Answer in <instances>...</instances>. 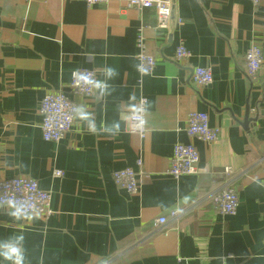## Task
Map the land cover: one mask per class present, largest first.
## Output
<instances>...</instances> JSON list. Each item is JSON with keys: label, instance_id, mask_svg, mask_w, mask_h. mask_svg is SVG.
I'll return each instance as SVG.
<instances>
[{"label": "crops", "instance_id": "1", "mask_svg": "<svg viewBox=\"0 0 264 264\" xmlns=\"http://www.w3.org/2000/svg\"><path fill=\"white\" fill-rule=\"evenodd\" d=\"M155 24L154 9L119 0H0V180L35 179L51 193L53 210L16 220L0 205V241L22 233L25 264H220L224 257L226 264H264V3L172 0L168 28ZM139 31L156 58L140 81ZM179 44L190 52L186 59L175 58ZM252 44L262 48V66L248 78ZM197 66L211 69L210 84L192 81ZM107 67L115 69L111 78ZM78 68L94 70L108 85L104 94L72 95ZM60 89L84 108L95 131L75 117L58 142L42 138L39 100ZM141 96L143 138L127 130ZM247 107L257 119L245 129ZM191 111L207 113L220 129L216 141L187 135ZM177 142L196 147L195 174L168 173ZM125 167L138 172L136 194L112 180ZM226 184L238 196L234 214L214 204ZM174 208L177 218L155 224Z\"/></svg>", "mask_w": 264, "mask_h": 264}, {"label": "built area", "instance_id": "2", "mask_svg": "<svg viewBox=\"0 0 264 264\" xmlns=\"http://www.w3.org/2000/svg\"><path fill=\"white\" fill-rule=\"evenodd\" d=\"M88 6L95 5L108 0H82ZM128 7H134L137 10L147 8L154 9L156 13L155 27L160 30L168 28V22L171 15L172 0H119ZM253 5L264 3V0H248ZM137 52L136 71L138 80L145 74L153 71L156 64V58L146 51L145 39L141 31L137 32L135 37ZM190 56V52L185 46L179 44L175 48L176 60H183ZM262 66V48L258 45H250L245 52V74L248 78L256 76ZM90 75L91 79L98 80L94 70L89 68H78L72 72L69 83L70 93L74 96H92L101 95L100 90L93 88L90 84L81 82L79 85L74 83L73 73ZM192 81L198 86L208 85L212 82V72L209 67H194L191 75ZM146 103L147 99L141 96L133 110L127 117V130L130 133L137 134L143 138L147 133L146 124ZM79 106L74 98L70 97L63 90H51L45 93L39 100L38 109L41 115L40 129L42 138L45 141L58 142L71 129L75 119L74 108ZM141 120L143 123H141ZM186 133L188 136L196 137L204 142H214L218 139L220 129L217 126H210L208 115L203 111H191L186 119ZM198 151L196 147L188 143L177 142L173 146L172 156L168 173L174 178L182 174H195L197 172ZM142 161L136 159V165L140 167ZM232 171L230 166L224 168V173L229 174ZM56 176L63 175V171L56 169L53 171ZM112 180L115 185L124 189L129 194H136L139 190L138 172L131 167H125L112 172ZM15 199L18 203H24L31 206V214H38L44 218L52 215L53 210L50 206L51 193L39 187L37 181L27 176H15L9 179L0 180V200L8 198ZM213 200L216 209L223 214H234L238 205V196L236 191L229 185H224L220 190L213 194ZM8 208L5 204H0ZM34 209V211H32ZM9 210V209H8ZM179 216L176 208L171 209L168 216H160L155 219V224L160 225L168 219H175ZM220 264H226V257L222 258Z\"/></svg>", "mask_w": 264, "mask_h": 264}, {"label": "clouds", "instance_id": "3", "mask_svg": "<svg viewBox=\"0 0 264 264\" xmlns=\"http://www.w3.org/2000/svg\"><path fill=\"white\" fill-rule=\"evenodd\" d=\"M75 80L74 83L79 85L81 82L85 84L92 85L93 88L99 89L101 94H104L108 85L105 81L93 80L90 75L73 73ZM104 75L106 78H111L115 75V69L111 67L105 68ZM75 116L81 120H86L88 122L89 131H95L92 121L89 119V114L84 110L82 106H77L74 108ZM141 123L143 121L141 120ZM118 130V125L114 126ZM0 204H5L8 209V215L13 219L19 220L22 218L31 219L32 214L29 211L31 206H27L24 203H18L13 198H8L5 200H0ZM34 211V209L32 210ZM177 211H180L177 209ZM24 235L18 234L9 239L0 241V264H25V251L23 247Z\"/></svg>", "mask_w": 264, "mask_h": 264}, {"label": "water", "instance_id": "4", "mask_svg": "<svg viewBox=\"0 0 264 264\" xmlns=\"http://www.w3.org/2000/svg\"><path fill=\"white\" fill-rule=\"evenodd\" d=\"M257 117L253 116V117H249V110L248 107L246 108V112H245V116L241 122L242 126L247 129L248 127H250L253 123L256 122Z\"/></svg>", "mask_w": 264, "mask_h": 264}, {"label": "rangeland", "instance_id": "5", "mask_svg": "<svg viewBox=\"0 0 264 264\" xmlns=\"http://www.w3.org/2000/svg\"><path fill=\"white\" fill-rule=\"evenodd\" d=\"M42 98V97H41ZM40 123H41V121H40Z\"/></svg>", "mask_w": 264, "mask_h": 264}]
</instances>
